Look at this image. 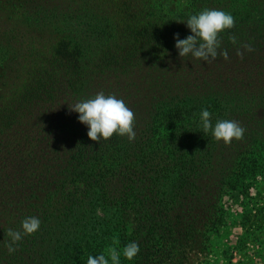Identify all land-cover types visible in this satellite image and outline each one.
Instances as JSON below:
<instances>
[{
    "label": "trees",
    "instance_id": "1",
    "mask_svg": "<svg viewBox=\"0 0 264 264\" xmlns=\"http://www.w3.org/2000/svg\"><path fill=\"white\" fill-rule=\"evenodd\" d=\"M188 1L163 11L141 0H68L61 14L69 19L74 11L88 36L70 23L52 53L24 64L19 89L7 95L1 86L0 264H87L89 255H107L109 247L121 252L120 264L182 263L222 222L225 189H238L264 169V2L245 11V18L257 13L255 20L219 34L218 52L227 50L229 59L208 64L181 58L174 34L191 35L186 20L204 9L232 16L241 9L230 12L226 0ZM26 10L33 14L31 4ZM52 32L62 34L58 27ZM243 44L254 51L241 59L236 52ZM172 60L173 69H163ZM144 62L151 117L135 119L134 141L116 134L90 140L87 125L62 99L69 103L86 95L95 77ZM0 63L6 77L8 56ZM187 72L195 77L182 80ZM202 109L213 126L238 121L244 138L225 145L203 133ZM33 216L39 230L10 255L7 230H21ZM130 242L140 247L131 261L122 254Z\"/></svg>",
    "mask_w": 264,
    "mask_h": 264
},
{
    "label": "rangeland",
    "instance_id": "2",
    "mask_svg": "<svg viewBox=\"0 0 264 264\" xmlns=\"http://www.w3.org/2000/svg\"><path fill=\"white\" fill-rule=\"evenodd\" d=\"M67 1L30 0L26 3L23 0H0V58L2 55L8 56L11 69L5 77V68L0 63V88L4 84L8 87L5 94L9 95L12 90L22 86L26 76L25 72H21L24 64L31 59L42 61L43 52L52 53L55 42L66 36L70 23L83 29L80 37L88 36L85 34L86 27L82 25V20L74 15L73 9L76 7L68 9L73 11L67 13L71 19H66L67 16L61 14ZM141 1L154 4L163 11H175L190 4L188 0ZM226 2L230 12L236 13V8L241 9L238 14L233 15L235 22L239 20L251 22L258 14L253 17L251 13L249 18H245V11L252 12L255 2L260 4L264 0ZM27 4L32 5L33 14L26 10ZM57 27L62 31L61 36L52 32L53 28ZM84 42L86 45V38ZM4 44L8 47L5 48ZM145 62L120 75L108 72L95 77L96 79H92L88 84L86 95L76 94L69 103L63 99L62 103L69 107V104L93 98L96 94L104 92L105 95H115L118 99L121 96L134 112L135 119L142 118L145 122L154 112L144 89V86H147L146 78L143 76ZM165 65L163 69H173V60ZM193 77L194 73L187 72L181 79ZM2 78H5V82H2ZM73 115H76V112H73ZM161 130L162 127L159 128L160 132ZM219 203L223 209V220L220 225L209 230L208 236L206 235L208 239L203 245L193 247L185 255L186 259L176 264H264V169L252 179L245 180L238 189H225Z\"/></svg>",
    "mask_w": 264,
    "mask_h": 264
},
{
    "label": "clouds",
    "instance_id": "3",
    "mask_svg": "<svg viewBox=\"0 0 264 264\" xmlns=\"http://www.w3.org/2000/svg\"><path fill=\"white\" fill-rule=\"evenodd\" d=\"M185 22V21H181ZM187 27L191 30V35L180 39L179 33L174 34L175 47L181 58L191 56L208 64L222 56L224 60L229 59L228 51H219L221 40L219 34L227 29L235 27V18L228 12L218 9H204L198 14L191 15L186 20ZM232 44H237V37H229ZM237 49L236 55L243 59L244 52H252L254 49L250 44H243ZM69 110L79 114L80 123L87 125V136L92 141H107L114 134L127 136L129 141L136 138L135 114L127 106L123 99H118L115 95H105L104 92L96 94L93 98L85 99L73 104H69ZM200 122L202 132L207 134L211 131L212 137L216 141H223L225 145H230L233 140H242L246 129L236 120H217L213 126L211 113L207 109L200 112ZM41 225L38 217H26L21 222V230L8 229L6 236L9 242L6 243L8 253L11 255L18 250V243L24 236L36 233ZM119 241L113 240L117 245ZM140 252L137 242H130L122 249L123 256L131 261ZM105 254L98 256L89 255L87 264H120L121 252L116 247H109Z\"/></svg>",
    "mask_w": 264,
    "mask_h": 264
}]
</instances>
